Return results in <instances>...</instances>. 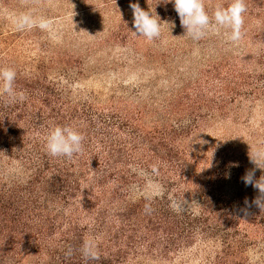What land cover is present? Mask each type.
Instances as JSON below:
<instances>
[{"label":"trees","instance_id":"obj_1","mask_svg":"<svg viewBox=\"0 0 264 264\" xmlns=\"http://www.w3.org/2000/svg\"><path fill=\"white\" fill-rule=\"evenodd\" d=\"M230 2L219 4L227 7ZM245 2L244 20L264 12L262 0ZM243 31L249 34L246 26ZM255 31L262 46L247 57L250 66L229 56L208 62L175 98L148 109L124 99L102 106L74 98L46 73L62 64L56 60L61 54L51 55L49 62L31 58L26 63L14 50H6L0 67L15 69V88L27 100L9 104L0 97V264L167 261L196 244L213 249L206 253L208 264H249L251 248L264 250V211L254 203L261 195L258 189L246 186L242 177L254 170L258 180L264 170L246 165L242 149L233 152L231 161L240 167L235 180L243 192L216 196V181H207L198 213L173 211L165 196L135 198L134 189L149 177L167 189L188 184L192 156L185 141L204 122L231 112L234 116L244 106L249 114L257 103L264 116V27ZM2 39L11 48L8 38ZM64 59L72 60L67 54ZM186 110L190 119L176 118ZM148 113L163 114V119L148 122ZM58 125L73 126L84 135L81 154L68 159L47 153L45 137ZM258 131L264 136V119ZM5 160L17 162L23 175L7 173ZM85 240L95 241L98 260L83 259ZM69 249L71 255L66 254Z\"/></svg>","mask_w":264,"mask_h":264},{"label":"rangeland","instance_id":"obj_2","mask_svg":"<svg viewBox=\"0 0 264 264\" xmlns=\"http://www.w3.org/2000/svg\"><path fill=\"white\" fill-rule=\"evenodd\" d=\"M220 1L227 0H204L210 17L211 7H216ZM132 3H138L143 10L158 16L161 24L159 38L149 41L133 33L136 29L130 8ZM169 6L174 8V3L165 0H0V60L7 57L1 56L6 50H14L26 63H31V58L49 62L51 55L61 54L56 60L62 64L49 68L46 73L65 86L74 98L91 99L102 106L124 99L125 104H142L148 109L162 107L175 98L185 84L196 79L199 71L210 62L229 56L250 66L248 59L262 46L261 40L255 39L254 32L258 34L255 30L264 27V12L254 18L247 16L243 28L246 26L249 34L238 45L232 46L226 43L224 30L209 33L199 41L187 37L178 13ZM29 10L36 16L51 19L52 30H15L12 17ZM3 36L8 38L11 48L4 43ZM64 54L70 55L72 60L65 63ZM33 65L38 66L36 62ZM42 66L45 65L42 63ZM125 104L119 108L123 112L127 110ZM256 105L255 112L252 110L248 114L247 106H244L240 113L233 112L234 116L230 117L231 112L227 118L216 117L196 128L185 141L186 150L192 156L188 165V184L167 189L160 181L149 177L134 189L135 198L165 196L170 205L172 201L184 205L180 211L198 213L203 202L202 189L207 181H216L213 182L216 196L221 194L230 198L243 192L244 187L235 180L240 167L232 163L231 155L242 149L245 164L258 168L249 159L257 148L264 146L263 133L258 131L264 116L259 103ZM146 115L148 122L163 119V114ZM176 118L188 120L190 112L179 111ZM2 164L7 173L23 175L17 162L5 160ZM212 250L196 244L184 256L173 260L141 259L121 264H208L206 253ZM262 250L261 246L248 251L249 264H264Z\"/></svg>","mask_w":264,"mask_h":264},{"label":"clouds","instance_id":"obj_3","mask_svg":"<svg viewBox=\"0 0 264 264\" xmlns=\"http://www.w3.org/2000/svg\"><path fill=\"white\" fill-rule=\"evenodd\" d=\"M174 2V9L178 13L180 24L186 30L185 35L194 41L204 39L209 33H220L224 30L226 43L236 46L243 39L244 14L247 11L245 0H231L227 7L217 4L210 17L205 9L204 0H165ZM133 11V24L136 29L134 34L146 37L153 41L161 35V24L158 16H153L152 12L143 10L138 3L130 4ZM15 30L24 31L39 28L42 31H51L53 21L43 16H36L31 10L20 12L12 17ZM17 73L10 67H0V97H7L9 104L24 102L27 95L24 91H17L15 80ZM84 135L75 127L70 125L55 126L49 130L45 137L46 151L52 157H65L72 159L83 151ZM250 160L258 168L264 170V147L257 148ZM135 170V169H134ZM152 171L156 172L155 165ZM255 171L249 170L242 177L245 185H252L261 194L254 203L264 211V175L258 180L254 179ZM162 193H156L159 195ZM247 203V201H246ZM173 211H180L184 205L177 201H172L170 205ZM145 210L150 212V205L145 206ZM81 255L85 261L98 260L99 252L95 241L85 240L81 247ZM67 255H71L69 249Z\"/></svg>","mask_w":264,"mask_h":264}]
</instances>
